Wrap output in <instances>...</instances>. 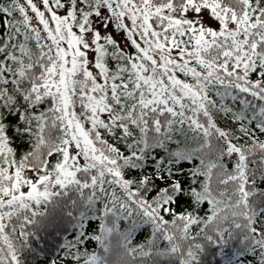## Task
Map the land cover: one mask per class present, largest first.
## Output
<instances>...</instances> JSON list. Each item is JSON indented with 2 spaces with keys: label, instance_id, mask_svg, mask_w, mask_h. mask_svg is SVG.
<instances>
[{
  "label": "snow or ice",
  "instance_id": "obj_1",
  "mask_svg": "<svg viewBox=\"0 0 264 264\" xmlns=\"http://www.w3.org/2000/svg\"><path fill=\"white\" fill-rule=\"evenodd\" d=\"M0 264H264V0H0Z\"/></svg>",
  "mask_w": 264,
  "mask_h": 264
}]
</instances>
